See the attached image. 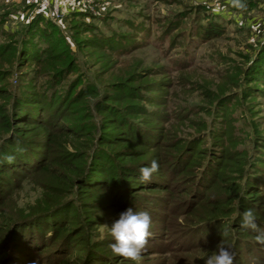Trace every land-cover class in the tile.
<instances>
[{"label": "trees", "instance_id": "1", "mask_svg": "<svg viewBox=\"0 0 264 264\" xmlns=\"http://www.w3.org/2000/svg\"><path fill=\"white\" fill-rule=\"evenodd\" d=\"M202 7L209 10L207 6ZM211 10V15L219 17L220 12L216 15L214 9ZM71 16L84 18L80 24L82 30L90 28L91 21L95 18L77 12L71 13ZM29 19L19 40L17 32H3L10 40L0 45V99L8 103L0 108V133L4 132L0 135V263L7 260L8 264H21L20 260L25 252L42 254L49 253L54 248L59 252L47 260L48 264H115L117 257L104 252L110 246L109 241L89 236L94 224L91 219L80 217L85 206L79 202L78 196L100 193L107 199V204L112 205L110 210L114 209L117 214L133 207L135 211H146L153 219L161 217L162 210L165 213L161 218H166L177 210V204L169 197L174 191L171 178L176 171L187 169L194 172L198 159L203 157L201 155L205 151H211L210 156L199 174L196 171L192 173L195 184L191 186V197L186 202V205L193 202L195 211L213 208L188 230L191 237L202 234L198 245L207 246L209 242L216 241V230L219 228L226 225L231 227V223L237 221L242 222L244 212L240 204L244 199L249 209L264 213V209L256 205L257 201L264 200V184L261 181L255 182L252 173L253 167L258 168L257 166L245 164L247 167L243 173L246 186L241 187L239 194L234 186L226 189V198H222L226 201L216 202L211 195L214 196L216 189L224 182L225 172L230 165L240 166L245 162L221 152L218 142H215L217 146L211 142L207 150L198 145V150L189 151L180 141H170V136L162 125L177 120L178 115L161 113L160 106L167 102L141 94L135 86L137 80L134 76L116 82L113 89H99L82 77L71 78L76 69L69 49V39L57 23L43 14H36ZM6 23L7 18L0 16V29ZM198 28V36L207 40L214 36L220 37L225 32L223 29L218 32L216 25L205 31L202 25ZM95 37L97 40L93 38L89 47L98 48V45H102L113 54L124 56L118 34L105 36L98 33ZM256 61H259L258 58ZM30 62L35 63V66L30 72L32 75H27V85L23 84L21 89L15 88L13 91L6 88L3 83L12 76V68L22 67ZM6 63L8 68H4ZM255 67L256 65L253 68ZM150 87L152 88L147 91L167 89L165 85H161L163 88ZM141 102L146 104H140ZM199 125L202 126L199 129L201 132H207L202 135L205 137L202 143L207 138L206 134L214 135L219 142L224 141L229 134L228 128L217 130L214 124L211 126L205 122ZM17 147L24 151L17 152ZM152 149L163 151L164 157L166 153L169 155L165 161L161 160L162 166L159 169L168 164L182 165L174 167L178 169L173 172L168 169L169 177H166L164 183L157 180L165 178V170H158L149 182L143 183L139 179V169L151 165L152 159L148 158V151ZM8 155L15 156L11 164L4 159ZM260 169L263 170L262 167ZM39 177L43 178L42 183L38 184L43 188V196L40 197L43 200L39 199L36 206L29 209L32 215L25 216L22 213L15 222L17 217L8 215L5 206L10 204L16 192L21 189L23 181L34 180V183H38L36 181ZM145 193H158L160 200L165 197L160 195L169 194L163 198V202L159 201L157 206L155 204L148 209L142 204L144 198L147 200ZM210 193L212 194L209 195ZM227 201L233 205L224 210L222 205ZM75 209L79 216L78 225H72L75 218L71 216ZM90 209L96 211L98 208ZM22 225L27 226L23 229ZM257 225L260 228V225L264 226V222L258 221ZM235 227L245 235L258 234L251 229L242 228L241 224H235ZM25 229H28V234ZM152 230L153 228L150 233H153ZM75 240L78 246H75ZM244 244L248 246L241 252L240 249L237 252L235 249L231 250L235 256L234 264H241L238 261L248 264L261 261L259 256L257 260L251 256L252 243L246 241ZM79 246H83L82 250L78 249ZM11 249L15 255L10 254ZM31 263L35 264L32 258Z\"/></svg>", "mask_w": 264, "mask_h": 264}, {"label": "rangeland", "instance_id": "2", "mask_svg": "<svg viewBox=\"0 0 264 264\" xmlns=\"http://www.w3.org/2000/svg\"><path fill=\"white\" fill-rule=\"evenodd\" d=\"M93 4L99 15H95L90 28L82 30L80 24L84 18L71 16V13L65 15L59 25L69 39L70 53L75 62L76 70L71 78L82 77L99 89H113L116 82L134 76L137 80L135 86L141 94L167 102L166 105L160 106L161 113L178 115L177 120L162 125L165 132H168L170 141H180L189 151L199 148L207 150L211 142H218L221 152L233 155L232 157L238 158L242 163L245 162L240 166L230 165L225 172L224 182L216 189L214 196L209 194L216 202H222V198H226V189L234 186L239 194L241 187L246 186L243 173L247 167L245 164L252 163V167H258L252 169L254 181L264 184V0H93ZM202 5L207 6L209 10H205ZM211 9H214L216 15L220 12V18L211 15ZM34 13V6L27 0H0V16L7 18V23L0 29V45L10 40L3 32L15 31L19 40ZM100 16H103V19ZM200 25L205 28L203 31L216 25L218 32L222 29L225 32L220 37L214 36L207 40L198 36ZM98 33L105 36L118 34L124 56H117L97 43L98 48L89 47L91 40H97L95 36ZM34 66L35 63L32 62L22 67L14 66L12 76L2 79L3 84L12 91L15 88L21 89L23 84L27 85V75H32L30 72ZM4 68H8L7 63ZM161 85H165L167 89L147 91L152 88L150 86L163 88ZM5 102L0 99V108L8 105ZM204 122L211 126L214 124L217 130L228 128L229 134L220 142L214 135L206 134L207 138L202 143L205 138L202 135L206 131L201 132L199 129L202 126L199 124ZM148 152V158L152 159L151 162L155 160L159 167L162 166L161 160L165 161L166 157H169L167 153L164 157L161 150L152 149ZM205 152L201 155L203 157L198 159L196 174H199L205 160L210 156L211 151ZM181 166L168 164L162 167L159 170L166 171L165 178L161 177L157 181L164 183L166 177H169L168 169L173 172ZM194 172L187 169L176 171L171 178L170 183L174 191L169 197L177 204V210L163 219L161 217L165 211L163 213L161 210V217H157L158 220L154 218L157 221L151 217V232L154 234L150 233L139 264H204V260L216 250L218 244L222 243L236 252L240 249L241 252L248 246L244 244L246 241L252 243L251 256L254 260H257L258 256L261 259L256 264H264V243L259 242L257 236L240 233L235 224L240 225L241 221L231 223V227L226 225L216 230L218 239L209 242L207 246L198 245L201 233L194 237L189 235V228L199 222L201 217H205L208 211L213 210L208 207L195 211L193 202L186 205L187 199L191 197L189 190L195 184V181L194 184L192 181ZM41 180L43 181L42 177L37 179L38 183H34V180L23 181L21 189L16 192L10 204L5 206L8 215L17 217L15 222L22 213L25 216L32 215L29 209L35 207L39 199L43 200L40 198L43 196V188L38 185L42 183ZM145 194L147 200L141 199L142 204L151 209L155 204L157 206V202H163V198L169 193L160 195L165 196L161 200L158 199V193ZM78 198L83 207L85 206L80 217L91 219L94 224L89 236L113 243L110 227L119 218V214L114 209L110 210L112 205L107 204V199L100 193L94 196L80 195ZM232 205L227 201L222 206L225 210ZM256 205L264 209V200L257 201ZM158 206L160 208V205ZM240 206L243 212L249 209L246 199ZM90 207L98 209L92 211ZM161 208L164 209L163 206ZM254 213L257 224L258 221L264 222V213ZM71 217L76 219L72 225H78L79 216L76 209ZM26 226L24 225L23 229ZM260 228L264 229V226L260 225ZM25 231L28 234V229ZM222 240L224 242H221ZM74 243L78 246L76 240ZM82 248L83 246L78 247L80 250ZM56 250L53 248L49 253L42 254L25 252L22 254L21 264H32L31 258L35 264H48L47 260L59 252ZM104 252L117 257L115 264H133L132 261H122L121 257L115 256L110 246L106 247ZM10 254L16 253L11 249ZM238 262L248 264L244 261ZM0 264L8 263L3 260Z\"/></svg>", "mask_w": 264, "mask_h": 264}, {"label": "clouds", "instance_id": "3", "mask_svg": "<svg viewBox=\"0 0 264 264\" xmlns=\"http://www.w3.org/2000/svg\"><path fill=\"white\" fill-rule=\"evenodd\" d=\"M17 152L22 153L24 149L17 147ZM11 164L15 156L4 157ZM159 170V164L153 160L150 166L139 169L141 182H149L154 173ZM257 217L252 209L243 213L241 227L251 229L258 233L257 240L264 242V229L258 227ZM151 216L146 211H135L133 207L127 208L119 214V218L110 227L113 243L110 244L112 253L123 260L139 264L141 255L148 244L151 229ZM224 235V233H222ZM233 252L222 243L218 244L216 250L204 260V264H234Z\"/></svg>", "mask_w": 264, "mask_h": 264}, {"label": "built area", "instance_id": "4", "mask_svg": "<svg viewBox=\"0 0 264 264\" xmlns=\"http://www.w3.org/2000/svg\"><path fill=\"white\" fill-rule=\"evenodd\" d=\"M34 6V15L43 14L46 18L60 25L63 17L69 13H83L87 15L97 14L93 0H27Z\"/></svg>", "mask_w": 264, "mask_h": 264}]
</instances>
